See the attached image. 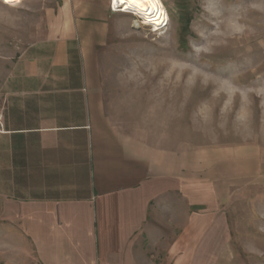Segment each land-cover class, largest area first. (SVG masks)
Here are the masks:
<instances>
[{"label":"crops","instance_id":"1","mask_svg":"<svg viewBox=\"0 0 264 264\" xmlns=\"http://www.w3.org/2000/svg\"><path fill=\"white\" fill-rule=\"evenodd\" d=\"M42 9V35L0 89V264H190L188 244L220 217V177L111 114L97 52L127 12Z\"/></svg>","mask_w":264,"mask_h":264},{"label":"rangeland","instance_id":"2","mask_svg":"<svg viewBox=\"0 0 264 264\" xmlns=\"http://www.w3.org/2000/svg\"><path fill=\"white\" fill-rule=\"evenodd\" d=\"M159 1L166 26L120 13L97 52L107 106L145 141L201 156L220 177V217L188 244L189 263L264 264V0ZM43 5L0 0V89L9 62L42 35Z\"/></svg>","mask_w":264,"mask_h":264},{"label":"bare ground","instance_id":"3","mask_svg":"<svg viewBox=\"0 0 264 264\" xmlns=\"http://www.w3.org/2000/svg\"><path fill=\"white\" fill-rule=\"evenodd\" d=\"M118 12L134 14L144 21L143 23L153 25L154 30L159 31L168 24L169 14L159 0H115Z\"/></svg>","mask_w":264,"mask_h":264},{"label":"built area","instance_id":"4","mask_svg":"<svg viewBox=\"0 0 264 264\" xmlns=\"http://www.w3.org/2000/svg\"><path fill=\"white\" fill-rule=\"evenodd\" d=\"M110 8L113 12H118L117 10L119 9V7L117 6L115 0H110ZM150 25V24H149ZM151 28H153L154 30V26L153 25H150ZM154 31H157V30H154ZM3 126L2 124V116L0 115V128Z\"/></svg>","mask_w":264,"mask_h":264},{"label":"snow or ice","instance_id":"5","mask_svg":"<svg viewBox=\"0 0 264 264\" xmlns=\"http://www.w3.org/2000/svg\"><path fill=\"white\" fill-rule=\"evenodd\" d=\"M133 2H136V0H133Z\"/></svg>","mask_w":264,"mask_h":264}]
</instances>
